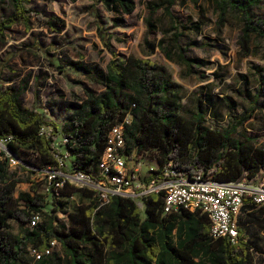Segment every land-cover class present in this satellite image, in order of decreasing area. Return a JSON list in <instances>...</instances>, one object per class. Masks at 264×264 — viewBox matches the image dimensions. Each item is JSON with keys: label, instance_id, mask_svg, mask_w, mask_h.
Listing matches in <instances>:
<instances>
[{"label": "trees", "instance_id": "trees-1", "mask_svg": "<svg viewBox=\"0 0 264 264\" xmlns=\"http://www.w3.org/2000/svg\"><path fill=\"white\" fill-rule=\"evenodd\" d=\"M94 1L109 13L120 15L114 18V27L124 23L121 16L132 15L136 10L135 0ZM212 1L219 12L221 27L225 26L228 15L240 19L241 55L249 56L252 37L264 41V18L256 13L264 0ZM32 2L8 0L9 13L0 16V44L7 42L14 26L22 24L29 30L32 19H43L41 13L31 8ZM174 4V0H167L151 5L150 12L153 15L164 9L169 13ZM46 24L56 34L65 27V22L54 15ZM147 25L151 31L150 20ZM199 28L194 26L196 30ZM173 29L177 31L176 27ZM98 37L111 54L105 71L82 61L49 60V65L60 73L71 71L103 88L96 93L83 86V98H76L66 106L68 115L62 126L46 117L47 110L23 107L22 99L29 89L31 76L16 85L10 79L2 80L3 69L13 57L0 60V84L4 81L6 85L0 87V140L10 139L9 150L21 162L18 165L21 171L42 175L45 170L56 168L58 160L53 142L65 138L68 142L64 149L70 156L71 166H65L63 171L70 174L81 171L99 182V164L107 147V136L128 115L131 123L125 127L124 134L128 166L142 160L150 151L158 155L154 162L157 170L147 173L146 183L162 177L169 165L180 179L203 175L204 179L219 183L253 181L264 170V148L256 136L242 130L257 111L264 110L263 68L255 67L253 91L243 86L235 90L238 101L229 96L222 98L229 120L212 122L211 109L217 117L218 106L211 96L203 97L199 92L192 107L184 106L183 87L164 65L149 58L119 56L112 46L115 36L104 26H98ZM180 37L181 33H175L176 39ZM181 53L190 74L195 65H204V61L187 59L185 50ZM40 80L41 77H36L34 85L38 86ZM243 100L247 106L238 111ZM43 128L50 130L49 136L40 135ZM22 152L38 164L22 157ZM9 167V158H0V264H24L30 248L44 252L53 241L60 246L64 258L54 250L35 264H255L256 252L261 251V238L253 234L252 226L247 230L250 238L239 228L238 240L232 244L226 238H211L210 220L199 211L181 210L163 216V192L141 198L143 217L133 199L114 196L108 205L100 207L97 192L65 183L59 190L52 189L54 197L62 199L79 194L89 202L73 212H62L67 221L63 222L56 208L51 213L45 212L47 194L41 191L40 182L29 179L30 192L20 193L14 201L13 193L20 181L12 178ZM250 199L253 207L260 206ZM34 214L41 217V222L30 228L29 220ZM258 214L251 213L250 217L256 218L257 225L263 228ZM12 222L17 226L16 233ZM248 222L254 221L248 218Z\"/></svg>", "mask_w": 264, "mask_h": 264}, {"label": "rangeland", "instance_id": "rangeland-1", "mask_svg": "<svg viewBox=\"0 0 264 264\" xmlns=\"http://www.w3.org/2000/svg\"><path fill=\"white\" fill-rule=\"evenodd\" d=\"M135 1L134 13L121 16L124 23L114 27V18L120 15L115 16L109 13L94 0H33L31 8L41 13L43 19L41 21L32 19L29 30L22 24L14 26L7 35V42L0 44V60L13 57L3 69L2 80L10 79L12 84L16 85L22 79L31 76L29 89L22 99L23 107L47 110L46 117L62 126L68 115L66 106L76 98H83V86L96 93H100L103 88L71 71L60 73L49 65V60L60 58L82 61L85 65L105 71L111 54L104 49L98 37V26L101 25L114 34L112 46L119 56L149 58L164 65L172 78L183 87L182 104L184 106L192 107L197 95L202 92L203 97L211 96L218 106L217 117L212 108L209 119L212 122L216 120L226 123L229 120V114L222 98L229 96L234 101H238L235 90L242 89L243 86L253 91L256 85L253 77L255 67L264 69V41L252 37L251 54L242 56L239 40L243 25L240 19L235 15H228L225 26L221 27L218 23L219 12L212 0H174V6L169 10L172 17L164 9H160L153 15L150 12L151 5L163 4L167 0ZM8 6V0H0V16L2 14L6 16L9 13ZM256 13L264 18V5ZM53 15L65 22V27L60 34L52 32L46 24L47 19ZM147 20L153 24L151 31H149ZM195 25L200 28L194 29ZM173 27H176L177 31ZM177 32L181 33L179 39L175 38ZM181 50H185L187 59L204 61V65H195L193 73L190 74L181 60ZM36 77H41L38 86L34 85ZM4 81L0 84L2 88L6 87ZM246 100L239 103L238 111L247 106ZM242 130L256 136L259 140L258 144L264 148V110L257 111L254 117L243 125ZM21 155L38 164L25 156L23 152ZM156 157H158L156 151H150L143 157L145 172L148 166L154 164ZM70 166L71 162L68 160V167ZM9 171L13 179L20 181L13 193L14 201L20 193L30 192L29 179L40 182L42 183L41 191L47 194L45 212L51 213L52 209L56 208L59 210L57 216L63 222L67 221L62 212H73L89 202L79 194L62 199H58L57 195L54 197L52 188L47 190L43 175L21 171L19 166H10ZM145 177L146 174L143 172L141 181ZM250 182L251 185L264 189V170ZM73 186L88 188L81 185ZM135 202L144 217L142 200L136 199ZM15 204L11 206L15 207ZM19 206L23 207L22 204ZM262 224L263 228H260L261 224L258 228L264 234V217ZM11 225L16 233L17 226L13 222ZM262 238L261 251L256 252L255 264H264L263 235ZM54 250L63 257L59 245ZM24 264H35L30 254L27 255Z\"/></svg>", "mask_w": 264, "mask_h": 264}, {"label": "built area", "instance_id": "built-area-1", "mask_svg": "<svg viewBox=\"0 0 264 264\" xmlns=\"http://www.w3.org/2000/svg\"><path fill=\"white\" fill-rule=\"evenodd\" d=\"M131 116L128 115L122 123L115 126L107 136V147L99 164L101 180L94 181L88 174L74 171L65 173L63 168L68 167L69 154L64 147L68 140L56 139L53 142V150L58 160V166L43 172V177L49 191L51 188L59 190L65 183L71 185L86 186L97 192L100 207L110 203L114 196H121L133 200L153 193H164L162 211L165 215L186 210L192 213L201 212L210 220V237L214 240L226 238L235 244L239 236V226L236 217L241 210L244 199L252 198L257 205L264 206V189L251 185L250 181L243 180L235 183H219L204 179L203 175H197L191 179L178 178L177 172L169 167L165 169L162 177H157L149 183L141 181L145 163L142 160L128 166L125 156V127L130 125ZM50 130L43 128L40 135L49 136ZM10 139L0 140V158L8 157L10 166H18L21 162L11 153L8 144ZM146 173L157 170L155 164L146 168ZM41 217L34 214L29 220V227L34 228ZM57 242H51V246L44 252L30 248L29 252L34 261L41 260L44 256L52 254Z\"/></svg>", "mask_w": 264, "mask_h": 264}, {"label": "crops", "instance_id": "crops-1", "mask_svg": "<svg viewBox=\"0 0 264 264\" xmlns=\"http://www.w3.org/2000/svg\"><path fill=\"white\" fill-rule=\"evenodd\" d=\"M144 173L146 174V177L142 180L143 182H146L145 179L148 177L147 173L144 171ZM143 174V173H142ZM246 199V200H245ZM244 200V206H242L241 210L239 211L236 220L238 222V226L240 228L241 231H243V233L247 236V230L249 226H252L255 228V231L253 232V234L255 236H259L261 238L259 244H261L263 238L262 235L264 236V234L262 233V231H260V229L258 228V225L256 223V218L255 219H251L250 214L251 213H259L258 215H260V219H262L264 217V214H262L264 207H253L250 203L251 199L250 198H245ZM144 207V204H143ZM163 216H166L165 214H163ZM248 218L249 220H253L254 222H248ZM176 231L173 232V234H175ZM249 236V237H248ZM246 238H250V235H248Z\"/></svg>", "mask_w": 264, "mask_h": 264}]
</instances>
